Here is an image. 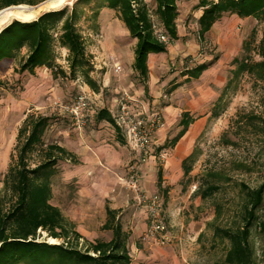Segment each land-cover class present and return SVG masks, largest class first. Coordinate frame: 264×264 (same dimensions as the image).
I'll return each instance as SVG.
<instances>
[{"label":"rangeland","instance_id":"obj_1","mask_svg":"<svg viewBox=\"0 0 264 264\" xmlns=\"http://www.w3.org/2000/svg\"><path fill=\"white\" fill-rule=\"evenodd\" d=\"M24 1L22 4L32 5L27 2L45 0ZM75 1L68 0L58 9L71 8ZM147 4L154 9L153 0ZM196 4L197 0L178 2L179 38L168 44L167 52L149 55L147 91L130 65L135 39L118 12L99 7L96 0L78 3L76 26L92 56L91 76L100 86L98 96L83 82L80 71L75 77L69 73L67 50L59 45L54 46V64L64 75L47 67L37 69L34 76L21 75L13 71L17 63L0 68V193L4 176L17 158V135L25 118L49 116L42 145L30 154L29 163L32 167L38 164L49 144H58L72 155L55 166L50 202L71 227L70 236L74 238L75 232L81 236L79 247L111 238V231L104 226L109 211H113L129 234L130 264H221L228 243L213 237L212 226H226L241 212L242 183L256 187L264 181V133L248 123L253 115L264 119V85L243 75L221 94L235 68L232 60L246 55L243 43L248 38L253 37L249 55L259 59L255 47L264 23L225 14L200 39L197 19L201 9ZM214 56L218 60L212 67L199 78L186 80V68ZM109 57L121 65L119 72L111 64H102ZM80 90L89 96V117L78 126L62 106ZM120 91L135 98L129 104L135 113L157 111L161 116L162 125L153 135L151 148L142 155L126 140H119L121 135L114 126L95 120V112L101 108L116 114L115 99ZM218 99L222 109L215 110ZM184 111L196 119L184 137L170 147L167 143L180 129L178 122ZM193 150L192 169L184 177L181 161ZM133 166L140 176L138 194L160 196L166 226L163 233L148 230L147 203L143 197L137 198L130 184ZM209 182L219 184L220 189L203 199L200 194ZM47 235L38 230L37 240L63 241ZM251 242L258 263L264 264V234L253 228Z\"/></svg>","mask_w":264,"mask_h":264},{"label":"trees","instance_id":"obj_2","mask_svg":"<svg viewBox=\"0 0 264 264\" xmlns=\"http://www.w3.org/2000/svg\"><path fill=\"white\" fill-rule=\"evenodd\" d=\"M83 1L89 3L92 0H76L71 8L65 6L45 11L30 21L13 19L5 24L0 30V68L17 63L13 71L21 75L34 76L36 70L42 67L56 68L64 75L65 72L54 64V46L59 45L67 50L69 73L75 77L80 71L83 82L93 91H99V84L91 76L92 56L88 54L83 36L76 26L80 17L77 5ZM96 1L99 7L116 10L130 36L136 39L132 68L144 84V91H147L149 55L168 50L167 44L156 37L153 23L160 24L170 41L177 40L178 2L192 0H153L154 9L149 8L147 0ZM22 3L25 1L0 0V10ZM27 3L34 5L38 2ZM196 8L201 9L197 19L200 39L225 14L240 18L253 17L264 23V0H197ZM252 38L243 43L246 55L232 60L235 68L221 97L243 75H248L255 83L264 85V26L255 47V53L259 57L257 60L249 55ZM217 60V56H214L208 62L186 68L183 75L186 80L197 79ZM220 102L218 99L215 110L222 109ZM215 113L217 115L218 112ZM95 114L97 122L105 121L114 126L121 135L118 139L122 143L126 140L110 110L101 108ZM195 119L188 111L182 112L178 122L180 129L167 145L175 146ZM50 120L49 116H27L18 131L17 158L4 176L3 191L0 193V264H130L129 234L123 230L120 221L115 219V212L109 211V219L104 226L111 231V238L107 241L89 242L82 248L78 246L81 236L76 232L74 238L70 236L71 227L66 225L60 209L51 204V177L55 166L60 160L72 159V155L58 144H49L42 150L43 159L35 166H30L29 156L42 145ZM248 123L264 133V119L260 116H250ZM194 158L193 150L181 161L184 177L191 172ZM211 177L221 179L217 174H211ZM161 183L162 172L159 171V187ZM219 189V184L209 182L200 196L207 198ZM199 191L198 189L196 193ZM241 193L243 201L238 216L226 226H212L213 237L228 243L221 264H259L251 237L253 228L264 234V181L256 187L242 183ZM38 230L63 241H38Z\"/></svg>","mask_w":264,"mask_h":264},{"label":"built area","instance_id":"obj_3","mask_svg":"<svg viewBox=\"0 0 264 264\" xmlns=\"http://www.w3.org/2000/svg\"><path fill=\"white\" fill-rule=\"evenodd\" d=\"M153 29L156 37L163 43L170 44L171 41L166 35L164 29L159 23H153ZM103 65L111 64L115 72L121 70V65L116 63L114 57H109L107 62H102ZM133 98L126 92L123 91L117 100V112L114 116L117 126L120 128L126 141L130 147L143 154L147 152L152 145L153 135L158 130L161 124V116L157 111L142 114L135 113L131 107L130 102ZM64 112L68 117L78 126L84 124L89 117V96L84 90H80L72 101L62 106ZM139 171L136 166H133L130 170V184L133 190L137 193V198L147 203L149 232L163 233L166 229L164 220L162 218L163 206L161 203L160 196L157 194L146 196L139 195Z\"/></svg>","mask_w":264,"mask_h":264},{"label":"bare ground","instance_id":"obj_4","mask_svg":"<svg viewBox=\"0 0 264 264\" xmlns=\"http://www.w3.org/2000/svg\"><path fill=\"white\" fill-rule=\"evenodd\" d=\"M68 0H45L37 5L18 4L0 10V29L12 19L30 21L40 14L41 11L58 9Z\"/></svg>","mask_w":264,"mask_h":264},{"label":"crops","instance_id":"obj_5","mask_svg":"<svg viewBox=\"0 0 264 264\" xmlns=\"http://www.w3.org/2000/svg\"><path fill=\"white\" fill-rule=\"evenodd\" d=\"M134 43L136 44V39H135V42H134ZM134 47H135V45H134ZM133 52H134V51H133ZM133 61H134V57H133L132 61L130 62L131 68H132ZM132 69H133V68H132ZM92 93H93L94 95L98 96V94H97L96 92H92ZM117 93H118V96H117L116 99H115V100H116V103H115V110H116V111H115V113L117 112V104H118V103H117V100H118V98L120 97L121 91H120V92H117ZM133 99H135V98H133ZM186 133H187V132H186ZM186 133H185V134H186ZM183 137H184V136H183ZM183 137H182V138H183ZM178 154L180 155V151H179ZM183 159H184V158H183ZM183 159H182V160H183ZM162 179H163V177H162Z\"/></svg>","mask_w":264,"mask_h":264},{"label":"snow or ice","instance_id":"obj_6","mask_svg":"<svg viewBox=\"0 0 264 264\" xmlns=\"http://www.w3.org/2000/svg\"><path fill=\"white\" fill-rule=\"evenodd\" d=\"M64 2V0H61V3H63Z\"/></svg>","mask_w":264,"mask_h":264},{"label":"water","instance_id":"obj_7","mask_svg":"<svg viewBox=\"0 0 264 264\" xmlns=\"http://www.w3.org/2000/svg\"><path fill=\"white\" fill-rule=\"evenodd\" d=\"M17 20H18V19H17ZM1 29H2V28H1ZM1 29H0V30H1Z\"/></svg>","mask_w":264,"mask_h":264}]
</instances>
